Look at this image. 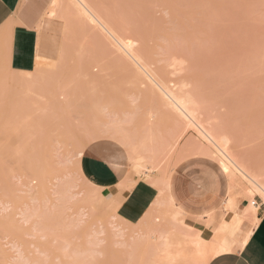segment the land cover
<instances>
[{
    "label": "rangeland",
    "instance_id": "1",
    "mask_svg": "<svg viewBox=\"0 0 264 264\" xmlns=\"http://www.w3.org/2000/svg\"><path fill=\"white\" fill-rule=\"evenodd\" d=\"M49 1L34 0L39 13ZM71 1L60 0V6L69 12L55 17V24L59 26L55 43L69 41L65 59L60 62L64 65L58 69L59 63L56 64L58 74H54L56 69H48L53 76L63 74V84L71 90H66L70 92V95L67 93L70 99L55 97L54 101L47 96L53 99L52 103L46 97L41 99V95L35 98L31 89V93L23 91L28 99L23 94L21 100L25 102H21L20 90L12 88L6 95L8 92L0 82V264H155L151 254L126 246L135 222L128 221L131 224L123 226L121 234L107 223L106 217L113 213V208L117 212L119 205L114 196L109 204H99L94 213L91 207L87 208L82 222L74 203L64 213L49 215L47 205L62 202L57 199L56 172L57 176L71 172L72 179L74 176L77 180L75 191L82 190L78 198L94 191L95 185L104 187L105 171L90 156L78 163L79 173L89 186L74 172L75 156L70 158L71 151H75L74 141L82 138L85 127L97 125L93 119L112 120L111 115L106 117L97 111L99 103L109 101L112 107L128 110L129 95L139 93L138 104L143 111L155 106L152 101L155 96L147 94L150 88L142 73L123 57L104 31L80 15L81 7L73 6ZM88 1L107 18L105 21L117 35L136 42L135 50L141 55V61L161 80L166 83L187 80L189 89L204 101V104L201 102L206 113L218 117L250 153L264 156V0ZM75 7L79 8L78 13ZM63 24L69 25L65 27L67 38L63 37ZM173 59L184 63L178 74L175 68L171 70ZM33 89L44 92L42 87ZM61 104L66 106L64 110ZM142 117L139 112L135 126ZM65 130L70 136L65 133L68 138L65 136L62 147L53 149L56 136L60 134L62 138ZM114 141L111 138L104 143ZM52 149L59 151V155ZM113 159L119 172L131 174L134 180L120 185L122 188L129 191L138 179L147 180L142 170L134 173L124 147L115 152ZM202 163H208L213 171L219 167L205 158L191 157L178 164L175 173L189 177ZM232 195L242 198L239 192ZM242 199L245 204L253 199L264 209L259 195ZM218 211L221 217L222 209ZM24 214L29 216L27 221L23 219Z\"/></svg>",
    "mask_w": 264,
    "mask_h": 264
},
{
    "label": "bare ground",
    "instance_id": "2",
    "mask_svg": "<svg viewBox=\"0 0 264 264\" xmlns=\"http://www.w3.org/2000/svg\"><path fill=\"white\" fill-rule=\"evenodd\" d=\"M59 3L60 0H53L47 13L51 16L68 13V8L66 12V9L62 8ZM71 3L73 6L76 5L81 7L79 11L80 13L82 12V14H79L109 36L114 46L116 45L123 57L134 64L137 70L142 73L147 80L145 84H148L146 86L150 88L147 94L153 93V96H155L152 100L155 106L149 107L146 111H143L141 109L142 106L138 104L141 97L139 93H132L129 95L130 106L128 105V110H123L119 108V106L112 107L107 103L109 101L101 104L99 103L97 111L106 117L111 115L109 118L112 120L102 121L93 119L94 121L96 120V122L93 121L94 125L95 123L97 125L91 127L92 129L85 127L86 130H84L82 138H80L78 142L74 141L73 146L75 151L73 152L72 150L71 154L73 156H70V158L74 156L76 158L75 154L77 149L81 147L86 140L94 139L98 133H102L112 139L119 140L128 151L131 168L134 173L137 174L142 170L143 175L147 179L146 181L152 185H156L158 196L151 204L149 210L137 222L132 224L133 228L131 230L130 240L126 243V246L132 250H142L143 252L151 254L155 264H200L202 259L201 252L205 248H207L208 251H212L214 247L219 248L225 243L229 244L233 250H237V248L240 250L245 245L242 243L241 237L247 236L249 232H252V228L258 222V206L255 200L250 199L248 204L241 205L242 207L239 208L238 204L240 201L234 198L232 193L239 192L242 198H252L254 195H259L262 204H264V196L260 195V188L264 187V156L261 153H257L256 155L250 153L242 144V141L237 138L218 117L216 118V116L206 113L201 102L203 101L202 98H198V96H196L197 92L195 93L189 89L190 83L187 80H180L175 83L171 81L166 83L161 80L141 61L142 58L139 57L141 55L137 54L135 50L136 42L132 39L121 38L117 35L113 27L105 21L107 18L104 19L88 0H72ZM78 7L74 8L76 12L79 9ZM66 26L69 25H64V34H66ZM64 34L63 37L67 38V35L65 36ZM66 44L63 40L60 55L57 60L49 62L38 60L34 70L17 71L10 66L8 59V39L0 28V82L3 84L0 85L2 88H5L4 90L6 93L8 92L6 95H9V92H11L10 89L12 90V88L13 90L18 89L17 91L20 90L19 95L21 92L23 95L24 92L27 91L31 93L32 89L33 93L31 94L36 95L34 96L35 98L37 95H41V99L46 97L45 99L49 101L52 100V103L55 101V97H58V100H67L68 96L69 100L70 92L67 91L68 89L70 90V87L67 89L66 86H64L65 84H63L62 81L63 74L59 73V75L53 76L48 70L50 69V71H52L51 68H54L56 69V71L54 70V74H58L57 68L59 69L60 65L62 66L63 62L62 64H60V62L67 52ZM259 46L256 47L259 48ZM173 60L175 61L172 62ZM173 60H171L172 64L170 62L172 65L171 70L175 68L176 71H174V69L173 71L178 74L177 71L180 69L178 72H181V68H183L182 65L184 66L183 60ZM244 61L247 62L246 60ZM58 63L59 67L56 66ZM65 63L66 66L69 62ZM173 71L169 73L173 75ZM47 86H52L50 90L55 89V91H50L49 88L47 89ZM39 87H42L44 92L40 93L39 91L41 89H33ZM46 89L49 92H46ZM67 93H69V95H67ZM24 95L23 97L19 96L18 99H23ZM26 95L25 100L27 101L28 97H26ZM30 96L31 95H29V97ZM47 96L53 97L54 101L51 98V100L48 99ZM25 100H21V102H25ZM98 102H100V100L95 102V104ZM58 106L60 109L61 106ZM64 107L66 106L62 105L63 110ZM139 112L143 114L142 121L135 126L134 121ZM189 131H191L192 134H190ZM63 133L64 137L61 135L63 139L58 136L60 134L56 136L57 140H54L56 145L53 143L51 146L54 147L53 149L57 150L62 147L61 145H63L62 143L65 141L64 138L68 135L67 131ZM187 133L190 135H187ZM69 136L70 135H68V137ZM58 152L59 151H57L55 155H59ZM191 156L209 157L216 161L223 170L225 168L228 169L225 173L228 177L229 193L231 195L228 196L226 203L221 208L223 215L221 214L220 221H217L215 224H211L210 219H208L210 215L207 218L195 217L184 213L177 208L176 205L174 207L168 194V181L171 172L180 161ZM70 158L67 157L68 161H70ZM68 161H64V164ZM78 163L79 161L76 159L74 172L84 185L89 186L79 173ZM71 176V172H62V174L58 176L56 172L55 179L58 180L56 192L58 194L57 199L59 198L58 201H62L63 203H49V205H47L49 208V215L52 214L55 216L59 213H64L65 209L69 208V204L72 205V203H74L73 206H75V204L78 206V209L77 206H75V209L81 221L83 220L82 218L86 216L85 211L87 208L91 207L90 209H92L91 211L94 213L99 204L107 202V204H109L113 200L107 188L95 187L96 185H93L94 191L92 190L90 194L86 193V195L83 194L81 198H78L82 190L75 191V189H77L76 187H78L76 185L77 180L74 179V176L72 179ZM133 181L131 174L128 173L127 178L123 183L121 182L120 185H125L127 182ZM253 207L255 208L254 212L252 211ZM156 209H158L156 214L151 215ZM118 216L116 209L113 208V213L106 217V221L112 229L116 228L117 232L121 234V228L131 223L126 220L124 221ZM28 218L29 216L27 214L23 215L25 221H27ZM76 222H78L77 218ZM96 222H100V220L97 219ZM101 231L102 230H100V232Z\"/></svg>",
    "mask_w": 264,
    "mask_h": 264
},
{
    "label": "crops",
    "instance_id": "3",
    "mask_svg": "<svg viewBox=\"0 0 264 264\" xmlns=\"http://www.w3.org/2000/svg\"><path fill=\"white\" fill-rule=\"evenodd\" d=\"M52 1L50 0L43 12L39 13L34 0H0V28L8 39V59L12 69L32 71L38 60L49 62L59 58L62 43L54 41V35L59 27L58 24H55L57 16L47 13ZM5 33L8 34V37ZM126 152L129 160L127 149ZM191 157H200L213 163L216 162L205 156ZM191 157L183 159L178 164ZM178 164L169 177L172 185L171 190L168 188V194L172 201H176V207L195 217L207 218L210 215L208 219L211 224L220 221L218 209L222 208L228 196L231 195L228 177L223 168L217 163L219 167L217 164L216 166L221 170L219 169L220 172L218 169L213 171L208 163H202L198 165L197 172L187 177L185 174L175 173ZM127 176L128 174L123 175L109 167L104 174V187H98L107 188L110 194L119 201L117 213L120 217L130 222H136L149 210L158 196V190L151 183L138 179L127 191L126 188L120 186ZM236 199L240 201L239 208L245 205V199L239 197ZM257 217L258 222L252 228L248 244L240 250L235 249L224 253L227 264H264V209L260 205Z\"/></svg>",
    "mask_w": 264,
    "mask_h": 264
},
{
    "label": "snow or ice",
    "instance_id": "4",
    "mask_svg": "<svg viewBox=\"0 0 264 264\" xmlns=\"http://www.w3.org/2000/svg\"><path fill=\"white\" fill-rule=\"evenodd\" d=\"M105 140H111V137L105 136L102 133H98L94 139L86 140L81 147H79L76 151V159L77 161L83 160L85 157H91L97 164V166L107 171L109 166H111L116 171L119 169L116 166V162L113 159L115 152L121 150L124 145L121 144L119 140H116L112 143H104ZM225 172L228 171L227 168L224 169ZM156 187V185H153ZM171 182H168V188L171 190ZM260 195L264 196V187L260 188ZM173 206L175 207L176 201H172ZM252 211H255V208H252ZM251 232L247 234V236L241 237V241L243 244H248V238L251 236ZM232 247L225 243L219 248L214 247L212 251H208L205 248L201 252V262L200 264H227V258L224 253L231 252ZM238 250V248H237Z\"/></svg>",
    "mask_w": 264,
    "mask_h": 264
}]
</instances>
